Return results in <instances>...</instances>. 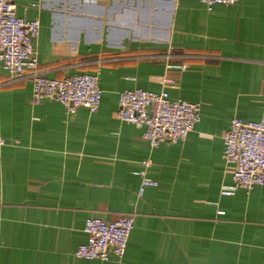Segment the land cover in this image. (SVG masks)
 I'll return each mask as SVG.
<instances>
[{"label": "crops", "instance_id": "0c3cea01", "mask_svg": "<svg viewBox=\"0 0 264 264\" xmlns=\"http://www.w3.org/2000/svg\"><path fill=\"white\" fill-rule=\"evenodd\" d=\"M13 4L38 18L37 68L97 72L100 97L93 112L34 103L31 81L0 68V264H264V183L220 193L231 182L222 131L264 114V0ZM134 87L197 102L199 120L150 147L116 116L117 92ZM141 169L156 183L137 194ZM125 212L120 259L73 255L86 217Z\"/></svg>", "mask_w": 264, "mask_h": 264}, {"label": "built area", "instance_id": "2783aa9c", "mask_svg": "<svg viewBox=\"0 0 264 264\" xmlns=\"http://www.w3.org/2000/svg\"><path fill=\"white\" fill-rule=\"evenodd\" d=\"M236 0H199L210 9L215 3L232 4ZM38 6L37 2L30 3ZM39 21L14 12L13 0H0V68L8 81L29 79L32 102L48 98L59 102L69 113L83 106L93 112L99 103L100 89L97 72H79L63 78L45 76L37 68L34 40ZM184 64L180 65L183 68ZM162 83L172 82L163 77ZM116 116L124 122L141 126V137L152 147L161 140H183L199 120V104L182 98H168L164 89L146 90L140 87L124 88L117 92ZM222 157L230 169L231 182L220 188L228 194L235 188H245L264 183V114L257 119L242 120L233 116L220 135ZM1 141V140H0ZM1 143V142H0ZM145 167L150 160L141 161ZM140 180L137 194L145 185L156 182L144 169L138 170ZM133 213L125 212L112 220L98 216L84 219V241L78 243L73 255L100 261L118 260L122 257L127 236L132 226Z\"/></svg>", "mask_w": 264, "mask_h": 264}]
</instances>
